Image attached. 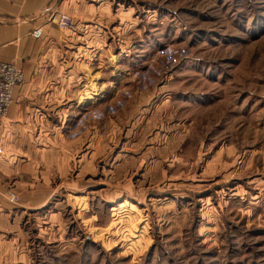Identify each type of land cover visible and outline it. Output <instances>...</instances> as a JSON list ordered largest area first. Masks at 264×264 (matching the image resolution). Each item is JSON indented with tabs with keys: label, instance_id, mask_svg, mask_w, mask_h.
Returning <instances> with one entry per match:
<instances>
[{
	"label": "rangeland",
	"instance_id": "1",
	"mask_svg": "<svg viewBox=\"0 0 264 264\" xmlns=\"http://www.w3.org/2000/svg\"><path fill=\"white\" fill-rule=\"evenodd\" d=\"M98 1L34 264H264V0Z\"/></svg>",
	"mask_w": 264,
	"mask_h": 264
},
{
	"label": "crops",
	"instance_id": "2",
	"mask_svg": "<svg viewBox=\"0 0 264 264\" xmlns=\"http://www.w3.org/2000/svg\"><path fill=\"white\" fill-rule=\"evenodd\" d=\"M100 5L98 0H0V60L14 62L24 74L0 121V264H34L40 238L34 219L55 193L59 170L66 172L72 161L64 150L66 128L74 113L103 95ZM54 11L68 13L75 28L62 30L50 21ZM36 27L42 29L39 37L31 34ZM89 67L97 70L91 77L96 90ZM7 191L15 199L7 198Z\"/></svg>",
	"mask_w": 264,
	"mask_h": 264
},
{
	"label": "built area",
	"instance_id": "3",
	"mask_svg": "<svg viewBox=\"0 0 264 264\" xmlns=\"http://www.w3.org/2000/svg\"><path fill=\"white\" fill-rule=\"evenodd\" d=\"M48 19L62 28L72 25L70 17L66 14L55 15V13H51ZM41 33V27H36L31 31L34 37H39ZM23 80L24 74L14 62L0 60V121L6 115L11 104L14 87L21 84ZM1 153L2 146L0 144V154ZM5 195L9 199L15 198V195L11 191H7Z\"/></svg>",
	"mask_w": 264,
	"mask_h": 264
}]
</instances>
